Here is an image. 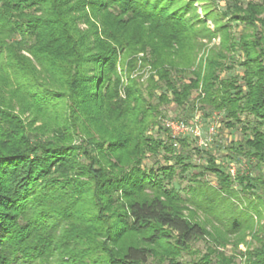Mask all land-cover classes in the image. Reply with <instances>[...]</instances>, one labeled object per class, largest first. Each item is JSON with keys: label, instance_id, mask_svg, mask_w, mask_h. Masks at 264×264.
<instances>
[{"label": "trees", "instance_id": "1", "mask_svg": "<svg viewBox=\"0 0 264 264\" xmlns=\"http://www.w3.org/2000/svg\"><path fill=\"white\" fill-rule=\"evenodd\" d=\"M172 104L244 123L228 156L259 175L208 157L219 187L184 196L190 141L149 135ZM263 125L264 1L0 0V264H180L199 240L195 264H264ZM233 237L242 263L215 248Z\"/></svg>", "mask_w": 264, "mask_h": 264}, {"label": "rangeland", "instance_id": "2", "mask_svg": "<svg viewBox=\"0 0 264 264\" xmlns=\"http://www.w3.org/2000/svg\"><path fill=\"white\" fill-rule=\"evenodd\" d=\"M229 0H209V2L215 4V6L217 7H223L225 8L226 4L228 3ZM264 0H241L242 4L244 6H246L249 2H263ZM203 3H197L196 6L198 8V12L201 15L202 18H204L203 15ZM209 26L211 28H213V23L211 21L208 22ZM233 25V30L234 32H236V34H238V32H240L241 30L244 29V25H240L238 23H232ZM219 45L220 44V39L218 38L217 40H215L212 44H209V46H213V45ZM240 53H238L239 55ZM203 54H201L199 56L198 59H200L202 57ZM239 59V58H238ZM139 69V67L137 68V70ZM137 70H135V75L137 73ZM241 67L239 65H237L235 67V69L231 72H225L223 73L221 76L222 77H237L238 76V81L242 82L240 79L241 75H242V71H241ZM196 92L193 93V97H197ZM171 95V94H170ZM172 96V95H171ZM204 110V109H202ZM201 109H196L195 111H191L190 106H186L184 108H178L175 104L172 105H166L163 106L161 108L162 114L161 117H159L158 121H157V126H160V123L162 124L161 121L162 118H167V116L170 117H174L175 115L177 117H183V118H190L189 120H191L193 117L199 115V119L200 122L202 124V134L204 137H206L207 134V130H206V126L209 122V120L213 117V113L209 114L207 113L208 111L203 112ZM224 120L223 121V128L221 130H219L217 136L215 137L216 143L213 145L212 149H210V151H203L204 149L201 147H198V149H196L195 147V143H192V146H190V149H187V152H189L190 155V162L191 164H193L194 167H192L185 175L184 177H180L177 176L174 180V186L176 187L177 190H179L184 196L188 195L187 193V188L188 186H191L192 184V179L194 178V176H198L200 178V180H202L203 182H206L214 187H219V179L218 176L216 174H214L213 172L210 171V169L208 168L210 166V161L209 158L211 160H214V162L221 166L229 175L228 173V168L231 164H233L231 161V159L229 158L228 154H229V149L230 146L233 144V142H237V141H241L243 140V138L247 137V135L242 131V127L244 125V123H239L238 125H235V127H228L226 125V119L224 117H222ZM242 119H244V116L242 117ZM246 119V117H245ZM249 119V118H248ZM252 120V119H251ZM192 122V121H190ZM203 124L205 125L203 127ZM157 126H155L154 128H152L149 131V135H151L153 138H158V137H162L163 134L161 132H158ZM164 130V129H163ZM262 131H264V125L262 126ZM165 136V134H164ZM188 139V138H185ZM180 144V142H178ZM193 148L196 150L193 151ZM201 149V150H200ZM203 149V150H202ZM224 150V151H223ZM165 155L164 152L159 153L157 156L156 155H152L151 153L147 154V159L144 161V166L147 168H155L157 167V165H159L158 162H160V164H164L165 163V159L163 158V156ZM169 156V155H168ZM209 157V158H208ZM225 163H223V161ZM245 160V159H243ZM235 162V161H234ZM250 162V161H249ZM237 164L239 163L238 161L236 162ZM246 165L242 168V166L240 167L241 170H239V174H244L245 172H250L252 177H257L259 175V170L256 166V164L254 163L253 165L248 164V162H246ZM174 164L173 161L169 162V165ZM244 164V162L242 163ZM238 166H240V164H238ZM238 166L235 165L236 168H239ZM262 174H264V168L261 170ZM203 173V175H202ZM238 174V175H239ZM232 180H234L232 177H230ZM237 180V178H236ZM235 188L239 191L241 190V187L238 185L237 181L234 184ZM256 193L257 194H261L262 193V189L260 187L256 188ZM242 197L244 196L243 194L241 195ZM248 198H252L254 197L252 194L247 195ZM245 198V197H243ZM199 217L202 221L206 222V225L208 227L209 230L213 231V225L216 224L214 222L213 218H209L210 220L208 221V217L203 214V213H199ZM232 243H230L227 246H215V248L219 249L220 252H223L227 257H232V256H236L238 259L237 262L242 263L245 259V256L243 254H246V252L248 250H251L253 247L255 246H247L246 243H241L238 246H235L236 244V238L233 237L232 238ZM238 241V240H237ZM247 241L251 242V236L249 235L247 237ZM253 243V242H252ZM256 245V243H255ZM208 243H206V241L204 240H199L197 242H195L193 244V249L197 250L198 252L195 254H183L180 258V264H195L198 259L200 257H202V255H204L206 253V249H207ZM148 264H166V263H160L158 262L156 259H151L150 262ZM212 264H216V259H214V262Z\"/></svg>", "mask_w": 264, "mask_h": 264}, {"label": "built area", "instance_id": "3", "mask_svg": "<svg viewBox=\"0 0 264 264\" xmlns=\"http://www.w3.org/2000/svg\"><path fill=\"white\" fill-rule=\"evenodd\" d=\"M199 115L193 117L191 120L190 118H179L176 115L174 117L167 116V118H162L163 121L162 124L160 123V126H157V129L162 127L170 136L175 140V144L177 148H179V139H185L188 138V140L195 143L196 149L198 147L203 148V151H210L212 149L213 145L216 143L215 137L217 136L219 130L223 128V121L224 114L219 112H213V117L209 120L206 130H207V136L204 137L202 134V124L199 119ZM192 121V122H190ZM205 125L203 124V127ZM192 145V143H191ZM201 150V149H200ZM224 151V150H223ZM223 163L224 160H222ZM244 162V164H242ZM228 168L229 175L235 180L238 177V172L240 167L242 168L246 165L245 160L240 161L238 164L236 161L232 162ZM238 166L239 168L235 167Z\"/></svg>", "mask_w": 264, "mask_h": 264}]
</instances>
